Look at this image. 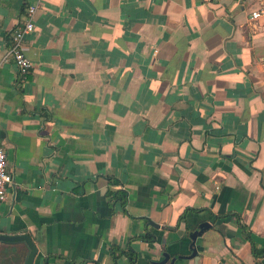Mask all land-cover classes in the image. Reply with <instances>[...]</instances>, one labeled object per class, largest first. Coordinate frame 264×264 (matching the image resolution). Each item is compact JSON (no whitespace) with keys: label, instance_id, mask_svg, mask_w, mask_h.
I'll use <instances>...</instances> for the list:
<instances>
[{"label":"crops","instance_id":"crops-1","mask_svg":"<svg viewBox=\"0 0 264 264\" xmlns=\"http://www.w3.org/2000/svg\"><path fill=\"white\" fill-rule=\"evenodd\" d=\"M28 5L21 80L4 55ZM262 7L0 0V146L13 179L0 234L30 235L33 264H264V23L249 19ZM108 191L126 192L125 208ZM186 209L238 215L263 253L235 217L179 220ZM128 245L136 261L114 260L111 246ZM27 252L0 243V264Z\"/></svg>","mask_w":264,"mask_h":264},{"label":"built area","instance_id":"built-area-1","mask_svg":"<svg viewBox=\"0 0 264 264\" xmlns=\"http://www.w3.org/2000/svg\"><path fill=\"white\" fill-rule=\"evenodd\" d=\"M37 5H28L25 9L24 23L10 33L9 43L5 51V59H10L21 80L25 79L32 68L31 61L24 54L25 41L28 34L34 30V15ZM262 18L264 23V7L251 12L249 19L258 21ZM12 176L7 170V158L3 147L0 146V202L7 198L8 188L12 185Z\"/></svg>","mask_w":264,"mask_h":264},{"label":"trees","instance_id":"trees-1","mask_svg":"<svg viewBox=\"0 0 264 264\" xmlns=\"http://www.w3.org/2000/svg\"><path fill=\"white\" fill-rule=\"evenodd\" d=\"M111 180L108 179V182H110ZM113 182V181H112ZM106 195L108 197H111L114 201L117 200L121 203L122 207L125 208L126 206V192L124 191H118V192H107ZM188 212H193V213H196V214H200V213H208L209 214V220L212 222V223H215L217 222L218 220H221V219H225L227 217H235L239 223V228L240 230L242 231V233L245 234V237H246V240L250 242L251 244V247H252V253L255 257H259L261 256L260 253H263V252H258V250H256L255 246H254V243L252 241V239L250 238V236L247 234V231H246V228L240 224V220H239V216L236 215V214H232V213H226V214H219L218 215H215L213 214L212 212L208 211L207 209H186L183 214L180 216L179 220H182L185 218V215L188 213ZM142 240L144 242H154V236L147 232L143 237H142ZM110 253L112 254L114 260H116L118 258V256H126L129 261L131 263H134L137 259V254L130 248V246L128 245L126 250H123L117 246H111L110 248ZM12 260V258H11ZM17 261V260H15Z\"/></svg>","mask_w":264,"mask_h":264},{"label":"water","instance_id":"water-1","mask_svg":"<svg viewBox=\"0 0 264 264\" xmlns=\"http://www.w3.org/2000/svg\"><path fill=\"white\" fill-rule=\"evenodd\" d=\"M0 243L4 244H24L25 247L27 248L28 252L27 255L24 259V262H19L15 260H7L13 263L17 264H33L34 258L36 257L37 254V248L36 245L34 244L32 238L28 234H20V235H5V234H0Z\"/></svg>","mask_w":264,"mask_h":264},{"label":"rangeland","instance_id":"rangeland-1","mask_svg":"<svg viewBox=\"0 0 264 264\" xmlns=\"http://www.w3.org/2000/svg\"><path fill=\"white\" fill-rule=\"evenodd\" d=\"M17 255H20V253H17Z\"/></svg>","mask_w":264,"mask_h":264}]
</instances>
